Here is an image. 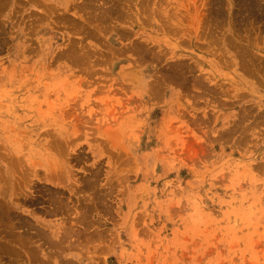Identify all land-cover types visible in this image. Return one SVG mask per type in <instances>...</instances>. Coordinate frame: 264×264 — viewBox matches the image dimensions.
Returning <instances> with one entry per match:
<instances>
[{"label": "rangeland", "instance_id": "rangeland-1", "mask_svg": "<svg viewBox=\"0 0 264 264\" xmlns=\"http://www.w3.org/2000/svg\"><path fill=\"white\" fill-rule=\"evenodd\" d=\"M44 1L0 0V238L34 256L0 264H264V0Z\"/></svg>", "mask_w": 264, "mask_h": 264}, {"label": "bare ground", "instance_id": "bare-ground-1", "mask_svg": "<svg viewBox=\"0 0 264 264\" xmlns=\"http://www.w3.org/2000/svg\"><path fill=\"white\" fill-rule=\"evenodd\" d=\"M215 1V0H214ZM5 2V1H4ZM57 2H59L60 4H59V8L61 7V3H62V1H57ZM248 2V1H247ZM1 3H3V2H1ZM86 3V2H85ZM217 3V2H216ZM68 4H70V3H68ZM4 5V4H3ZM86 5V4H85ZM114 5V4H113ZM212 5V4H211ZM220 5V4H219ZM1 6V5H0ZM64 6V5H63ZM69 6V5H68ZM99 7V6H98ZM108 7V6H107ZM214 7V6H213ZM249 7V6H248ZM43 8L45 9V11L47 12V11H51V9H52V6H51V4L47 1V0H45L44 2H43ZM62 8V7H61ZM64 8V7H63ZM97 8V7H96ZM70 9V8H69ZM87 10V9H86ZM97 10V9H96ZM98 10H100V9H98ZM215 10V9H214ZM246 10V9H245ZM61 11H63V9L61 10ZM90 11V10H89ZM101 12V11H100ZM63 13V12H62ZM93 14V13H92ZM253 14V13H252ZM89 15V14H88ZM95 15V14H94ZM96 15H98V14H96ZM91 17V16H90ZM97 17V16H96ZM66 18V17H65ZM94 19V18H93ZM216 19V18H215ZM102 20V19H101ZM72 21H73V19H72ZM63 22V21H62ZM107 22H109V21H107ZM72 23V22H71ZM69 24V23H68ZM99 26V25H98ZM76 27V26H75ZM102 27V26H101ZM76 28H78V26L76 27ZM85 28V27H84ZM98 28V27H97ZM103 29V28H102ZM80 30V29H79ZM93 32V31H92ZM91 32V33H92ZM119 34H121V33H119ZM229 41V40H228ZM231 43V42H230ZM232 44V43H231ZM233 46V45H232ZM219 48V47H218ZM229 48V47H228ZM131 50V49H130ZM129 50V51H130ZM220 50V49H219ZM240 51V50H239ZM136 52H137V49H136ZM235 52V51H234ZM247 52V51H246ZM239 53V52H238ZM112 54V53H111ZM71 56V55H70ZM110 56V55H109ZM108 56V57H109ZM112 56V55H111ZM72 57V56H71ZM248 57V56H247ZM77 58V57H76ZM111 58V57H110ZM220 58V57H219ZM241 58V57H240ZM239 58V59H240ZM243 58V57H242ZM245 58V57H244ZM252 59V58H251ZM72 60H73V58H72ZM244 60V59H243ZM243 60L241 59L240 60V62L242 63L243 62ZM258 59H256V61H257ZM78 61V60H77ZM246 61V60H245ZM244 61V62H245ZM254 61V60H253ZM76 62V61H75ZM238 62H239V60H238ZM74 63V62H73ZM245 63H247V62H245ZM245 63H243L244 65H242V64H240L241 66V68H244V71L245 72H249L250 71V69L247 67V66H249L250 67V65L248 64H245ZM254 65H256V64H254ZM260 65V64H259ZM243 66V67H242ZM255 68V67H254ZM260 69V68H259ZM258 70V69H257ZM251 72V71H250ZM21 160V159H20ZM8 161V160H7ZM6 161V162H7ZM23 161V160H22ZM10 165H12V164H10ZM16 166V165H15ZM26 166V165H25ZM22 167V166H21ZM25 169H26V167H25ZM52 170V169H51ZM1 171V170H0ZM14 171V170H13ZM25 171V170H24ZM32 171V170H31ZM16 173H17V171H16ZM15 173V174H16ZM1 174V173H0ZM20 174V173H19ZM2 175V174H1ZM21 175V174H20ZM23 175V174H22ZM27 175V174H26ZM25 176V175H24ZM1 177V176H0ZM22 177V176H21ZM18 179V178H17ZM22 179V178H21ZM2 180V179H1ZM0 180V182H1V184H2V181ZM3 182H4V180H3ZM14 183V182H13ZM19 184H21V183H19ZM5 185V184H4ZM8 185V184H7ZM14 185H15V183H14ZM26 185V184H25ZM87 186V185H86ZM25 187V186H24ZM1 188H4V186L2 187V185H1ZM6 189V188H5ZM7 190V189H6ZM6 190H4V191H6ZM12 190H14V189H12ZM26 193V192H25ZM6 195H7V192L5 193ZM14 194H16V193H14ZM20 195V194H19ZM29 196V195H28ZM51 196H53V195H51ZM32 198V197H31ZM50 198V197H49ZM59 198V197H58ZM22 199V198H21ZM52 199V198H51ZM6 200V197L4 196V193L0 190V219H6V220H8V221H10V219H14V217H12L13 215H14V213L13 214H11V209L12 210H14L13 209V207H11L9 204H6L4 201ZM58 200V199H57ZM7 201V200H6ZM54 202H55V200H54ZM53 203V202H52ZM88 209V208H87ZM50 210V209H49ZM48 210V211H49ZM14 212V211H13ZM56 212V211H55ZM85 212V211H84ZM50 213V212H49ZM86 213V212H85ZM84 213V214H85ZM47 214V213H46ZM16 215V214H15ZM16 217V216H15ZM19 218V217H18ZM18 218H15V219H18ZM21 218L22 217H20V220H21ZM82 218V217H81ZM14 219V220H15ZM14 220L12 221V222H14ZM23 220V219H22ZM80 220V219H79ZM1 221V220H0ZM17 221V220H16ZM5 222V221H4ZM18 222V221H17ZM80 222V221H79ZM88 222V221H87ZM16 223V222H15ZM29 223H31V222H29ZM7 224H9L8 222H7ZM86 224V223H85ZM11 225H13V224H11ZM31 225V224H30ZM84 226V225H83ZM6 227V226H5ZM9 227H10V225H9ZM15 227V226H14ZM22 227V226H21ZM68 228V227H67ZM85 228V227H84ZM87 228V227H86ZM7 229H10V228H7ZM12 230L14 231L15 230V228H12ZM39 230V229H38ZM66 230H68V229H66ZM76 230V229H75ZM79 230V229H78ZM77 230V231H78ZM83 230V229H82ZM1 231V230H0ZM7 231H9V230H7ZM42 231V230H41ZM87 231V230H86ZM4 232H6V231H4ZM10 233H11V231H9ZM9 232H7V235H3L2 236V238H0V255L2 254V253H7V254H9L7 257H10V255H13L14 257H22V259L24 258L23 257V255L25 254V258H27L26 257V253L28 252H32L29 248H27V250L29 249V251H25V252H23V255H22V253L21 252H19V250L17 251V249H14L13 247H16V246H19V249L21 250H23L24 248H26V247H28L26 244L28 243H30V241H25V240H23L22 238H18V236L17 237H14L16 234L15 233H17L16 231H15V233H11V234H14V239H13V237H12V235H10L9 234ZM44 232V231H43ZM42 232V233H43ZM71 232V231H70ZM69 232V233H70ZM39 233V232H38ZM79 233H81V232H79ZM64 234V233H63ZM73 234H74V230H73ZM78 234V233H77ZM83 234V233H82ZM10 235V236H9ZM47 235V234H46ZM21 236V235H20ZM19 236V237H20ZM36 237V236H35ZM40 237V236H39ZM67 237V236H66ZM25 239V238H24ZM27 239V238H26ZM30 239V238H29ZM50 241V240H49ZM48 240H47V242L48 243H50ZM27 242V243H26ZM30 245V244H29ZM21 247V248H20ZM33 248V252H34V247H32ZM15 250L18 252V253H21L20 255L17 253V252H15ZM25 250V249H24ZM36 251H38V250H36ZM35 251V252H36ZM15 252V253H14ZM39 252V251H38ZM29 253V255H30V257H32L31 256V254ZM18 256H17V255ZM33 254V253H32ZM35 254V253H34ZM6 255V254H5ZM3 256V255H2ZM34 257V256H33ZM11 258V257H10ZM18 258V259H19ZM28 258H29V256H28ZM38 258V257H37ZM0 259H2L1 257H0ZM21 259V260H22ZM31 260H32V258H30ZM36 259V258H35ZM20 260V259H19ZM24 260V259H23ZM22 260V261H23ZM27 260V259H26ZM36 260H38V259H36ZM28 262H30L29 261V259L27 260ZM26 261V262H27ZM4 262V261H3ZM7 262V261H6ZM21 263V262H20ZM31 263V262H30ZM33 263V262H32ZM3 264V263H2ZM6 264V263H5ZM29 264V263H28ZM76 264V263H75Z\"/></svg>", "mask_w": 264, "mask_h": 264}]
</instances>
